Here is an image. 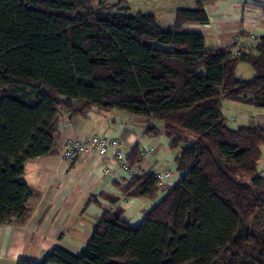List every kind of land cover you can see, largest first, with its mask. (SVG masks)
<instances>
[{"label":"trees","instance_id":"1","mask_svg":"<svg viewBox=\"0 0 264 264\" xmlns=\"http://www.w3.org/2000/svg\"><path fill=\"white\" fill-rule=\"evenodd\" d=\"M122 1L0 0V225L25 214V162L53 151L60 110L144 119L181 176L155 200L156 179L135 172L125 195L155 200L139 223L106 209L78 254L57 245L16 264H264V127H230L221 110L224 99L264 108V35L233 56L235 44L207 49L185 27L207 21L202 3L161 27ZM242 62L249 80L236 77Z\"/></svg>","mask_w":264,"mask_h":264},{"label":"crops","instance_id":"2","mask_svg":"<svg viewBox=\"0 0 264 264\" xmlns=\"http://www.w3.org/2000/svg\"><path fill=\"white\" fill-rule=\"evenodd\" d=\"M117 1L105 0L109 4ZM122 2L129 12L152 13L161 27L174 23L179 8H192L202 3L207 21L187 23L185 27L201 32L207 49L231 46L237 38H246L250 33L255 34L257 39L264 35V0ZM245 43L252 44L254 41L246 39ZM235 49L236 46L231 48L232 51ZM222 102L226 104L227 111L230 107L240 110V118L230 116L237 127L252 126L247 125L250 119L255 125L264 127V109L233 99ZM223 116L226 120V115ZM56 128L53 151L25 162L22 179L32 188L33 194L27 200L25 214L19 222L0 225V264H16L19 259L39 261L57 245L78 254L104 210L120 209L128 221V213L134 215L136 212L144 216L153 205V199L125 195L123 186L128 180V173L116 163L111 149L103 156L91 154L80 156L70 163L64 162L61 150L67 137L94 133L117 137L127 157L133 150L138 151L134 170L141 173L163 167L175 170L177 150L170 148L169 139L161 133H146L144 119L122 111L92 107L85 116H81L60 110ZM261 166L264 163L259 159L257 169L264 175ZM173 172L179 179L181 173ZM173 179L174 176L172 181L178 180ZM114 199L117 200L112 202Z\"/></svg>","mask_w":264,"mask_h":264},{"label":"built area","instance_id":"3","mask_svg":"<svg viewBox=\"0 0 264 264\" xmlns=\"http://www.w3.org/2000/svg\"><path fill=\"white\" fill-rule=\"evenodd\" d=\"M246 39L257 41L255 34L250 33L246 38H237L235 41L236 49L231 52L235 56L239 49L245 46ZM111 149L113 158L121 169L128 173V178L135 172L127 162L126 155L121 148V141L117 137H109L105 134L94 133L80 137H67L62 145L61 158L64 162L70 163L79 158L80 156H89L96 154L103 156ZM143 173L151 174L156 179V186L158 192L165 193L169 187L174 183L172 178L174 172L171 168L163 167L154 171H146Z\"/></svg>","mask_w":264,"mask_h":264},{"label":"rangeland","instance_id":"4","mask_svg":"<svg viewBox=\"0 0 264 264\" xmlns=\"http://www.w3.org/2000/svg\"><path fill=\"white\" fill-rule=\"evenodd\" d=\"M93 3L94 4H96L95 3V0L93 1ZM236 77L238 78V79H240V80H249V79H251V77H252V74H253V70H252V68L250 67V65L249 64H247V63H239V65L237 66V69H236ZM222 108H221V110H222V112H223V114L224 115H226V117H227V119L225 120L226 121V123L230 126V127H233V128H236L237 126L235 125V124H233L232 123V119L230 118V116H233V117H237V118H240V114H238V108L237 109H235L234 107H230L231 109H230V111H227V108H226V104L224 103V102H222V106H221ZM259 108H261V107H259ZM262 109H264V108H262ZM239 112H240V110H239ZM242 111H241V117L243 118V115H242ZM251 116V115H250ZM229 119V120H228ZM240 120L238 119V122H239ZM245 123V122H244ZM248 123V122H247ZM247 125H255L254 123H253V121L250 119V122H249V124H247ZM260 148H261V150H262V153H261V157H260V161H261V163H264V146H260ZM262 168H264V166H261ZM172 170H173V168H171ZM259 169H260V165H259ZM175 173V172H174ZM177 175V173H175L174 174V179H178V176H176ZM173 179V180H174ZM243 179L246 181V180H248V177L247 176H243ZM163 195V193L162 192H158V194H157V197L155 198V200H157V199H159L161 196ZM155 200H153V202L155 201ZM128 215H129V219L130 220H128L129 221V223H132V224H136V223H139V221L141 220V218L143 217V216H140L138 213H136L135 212V214L134 215H132V213L131 214H129L128 213Z\"/></svg>","mask_w":264,"mask_h":264}]
</instances>
